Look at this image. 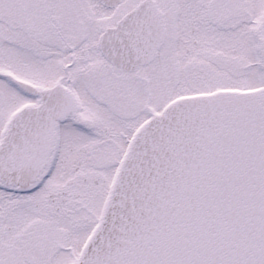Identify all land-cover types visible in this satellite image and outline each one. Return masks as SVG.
I'll return each instance as SVG.
<instances>
[{
	"label": "snow or ice",
	"instance_id": "6c2138e0",
	"mask_svg": "<svg viewBox=\"0 0 264 264\" xmlns=\"http://www.w3.org/2000/svg\"><path fill=\"white\" fill-rule=\"evenodd\" d=\"M0 264H264V0H0Z\"/></svg>",
	"mask_w": 264,
	"mask_h": 264
}]
</instances>
